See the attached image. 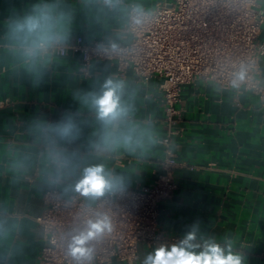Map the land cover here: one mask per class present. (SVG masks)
Listing matches in <instances>:
<instances>
[{
  "label": "crops",
  "instance_id": "1",
  "mask_svg": "<svg viewBox=\"0 0 264 264\" xmlns=\"http://www.w3.org/2000/svg\"><path fill=\"white\" fill-rule=\"evenodd\" d=\"M167 0H0V264H37L44 244L36 217L51 177L63 194L73 192L83 169L103 165L123 178L124 187L151 184L159 175L165 135L159 76L143 82L131 71L118 75L112 61H94L89 72L80 54H51L26 67L13 46L6 22L53 4L68 20V39L126 41L123 29L134 3L151 9ZM264 9V0L261 2ZM259 38L264 39V26ZM264 81V56L259 60ZM108 80L123 84L127 116L121 127L133 147L98 151L103 128L91 97ZM181 135L176 140L177 189L160 202L159 230L177 236L172 244H138L136 264L161 246L179 244L195 230L194 243L214 241L244 256V264H264V103L251 91L224 89L202 77L182 88ZM71 120L73 135L58 125ZM59 154L69 162L57 167ZM107 194V193H106ZM86 199L90 202L96 200ZM114 264H119L117 260Z\"/></svg>",
  "mask_w": 264,
  "mask_h": 264
},
{
  "label": "built area",
  "instance_id": "2",
  "mask_svg": "<svg viewBox=\"0 0 264 264\" xmlns=\"http://www.w3.org/2000/svg\"><path fill=\"white\" fill-rule=\"evenodd\" d=\"M262 0H167L153 8L132 3L123 29L126 41H87L80 35L52 52L67 56L80 54L89 72L94 61H112L121 77L131 71L148 82L161 77L165 135L160 138L163 157L159 175L151 184L123 187L90 202L74 190L63 194L60 177H51L43 194L44 211L36 217L44 244L37 264H136L138 244H172L177 236L159 230L160 202L177 189L176 140L181 135L179 107L184 85L202 77L224 89L251 91L264 103V81L259 60L264 56ZM144 15L134 23L136 9ZM8 100L0 101V106ZM76 186V185H75ZM106 219V230L87 245L89 258H75L69 248L72 238L83 231L87 221Z\"/></svg>",
  "mask_w": 264,
  "mask_h": 264
},
{
  "label": "clouds",
  "instance_id": "3",
  "mask_svg": "<svg viewBox=\"0 0 264 264\" xmlns=\"http://www.w3.org/2000/svg\"><path fill=\"white\" fill-rule=\"evenodd\" d=\"M135 11L134 23L140 24L144 13L139 8ZM6 27L13 46L22 53L26 67L44 61L68 39V20L53 4H34L31 12L6 22ZM122 89V83L108 80L102 93L91 97V104L104 130L100 143L96 145L98 151L133 147L130 132L121 127L127 116V109L121 102ZM56 131L63 138L70 137L74 132V124L69 120L58 125ZM54 162L58 169L66 168L69 164L59 154L54 157ZM123 187V178L106 173L103 165H96L83 169L75 191L95 199ZM106 230H110L106 219L87 221L85 229L72 238L70 254L78 259L89 258L91 249L87 247L88 243ZM195 240L196 232L193 230L179 244L155 249L144 264H244V256L234 251L231 243L222 246L214 241L198 244L194 243Z\"/></svg>",
  "mask_w": 264,
  "mask_h": 264
}]
</instances>
